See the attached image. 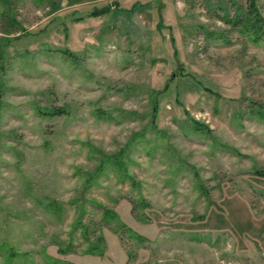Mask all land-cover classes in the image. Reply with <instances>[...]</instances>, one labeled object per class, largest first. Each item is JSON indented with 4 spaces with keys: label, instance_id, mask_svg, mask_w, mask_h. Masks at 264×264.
Wrapping results in <instances>:
<instances>
[{
    "label": "rangeland",
    "instance_id": "obj_1",
    "mask_svg": "<svg viewBox=\"0 0 264 264\" xmlns=\"http://www.w3.org/2000/svg\"><path fill=\"white\" fill-rule=\"evenodd\" d=\"M251 4L0 0V264H264Z\"/></svg>",
    "mask_w": 264,
    "mask_h": 264
},
{
    "label": "trees",
    "instance_id": "obj_2",
    "mask_svg": "<svg viewBox=\"0 0 264 264\" xmlns=\"http://www.w3.org/2000/svg\"><path fill=\"white\" fill-rule=\"evenodd\" d=\"M95 9L89 11V15L94 16L99 12H102V9ZM232 24L239 23L242 24L246 29H248L253 34V40H256L258 37H264V21L258 15L255 10L253 4L246 9L244 14L236 15L233 20H231ZM136 234V233H135ZM138 235V234H137ZM139 237V236H136Z\"/></svg>",
    "mask_w": 264,
    "mask_h": 264
}]
</instances>
